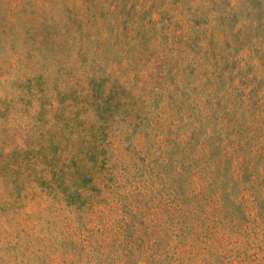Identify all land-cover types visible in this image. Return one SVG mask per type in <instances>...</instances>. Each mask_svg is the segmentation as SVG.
Segmentation results:
<instances>
[{
    "label": "rangeland",
    "instance_id": "374dc122",
    "mask_svg": "<svg viewBox=\"0 0 264 264\" xmlns=\"http://www.w3.org/2000/svg\"><path fill=\"white\" fill-rule=\"evenodd\" d=\"M0 264H264V0H0Z\"/></svg>",
    "mask_w": 264,
    "mask_h": 264
},
{
    "label": "trees",
    "instance_id": "16d2710c",
    "mask_svg": "<svg viewBox=\"0 0 264 264\" xmlns=\"http://www.w3.org/2000/svg\"><path fill=\"white\" fill-rule=\"evenodd\" d=\"M258 0H247V2H248V4L251 6V5H253V4H256V2H257ZM259 5V4H258ZM101 78H98V79H96V80H94V76H90V78H89V82H90V84L92 85V98H94V100L96 101L95 102V107H96V113L98 114V115H102V112H103V110H104V106H103V104H104V100H103V98H99V96H100V90H98V86L101 84ZM97 99H100V100H97ZM100 101V102H99ZM96 114V115H97ZM97 115V117H98V120H97V122L95 123H93L92 124V126H95V129H96V133H97V129L99 128L100 129V131L102 130V127H103V125H102V118H99V116ZM98 134V133H97ZM88 156L89 157H91V155L90 154H88Z\"/></svg>",
    "mask_w": 264,
    "mask_h": 264
}]
</instances>
